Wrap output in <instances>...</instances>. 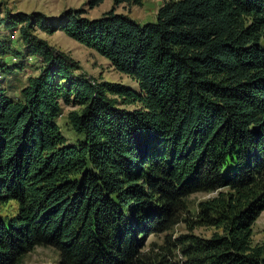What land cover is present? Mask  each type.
I'll use <instances>...</instances> for the list:
<instances>
[{
	"label": "trees",
	"instance_id": "1",
	"mask_svg": "<svg viewBox=\"0 0 264 264\" xmlns=\"http://www.w3.org/2000/svg\"><path fill=\"white\" fill-rule=\"evenodd\" d=\"M123 4L142 0H114L97 19L0 4V31L20 41L0 36V264L36 247L59 264H153L145 236L174 227L202 192L215 196L191 222L214 232L178 237L180 261L155 264H264L252 239L264 211V0H171L142 25L116 13ZM37 31H62L138 91L83 72ZM31 59L37 74L23 81ZM70 103L74 144L57 122Z\"/></svg>",
	"mask_w": 264,
	"mask_h": 264
},
{
	"label": "rangeland",
	"instance_id": "2",
	"mask_svg": "<svg viewBox=\"0 0 264 264\" xmlns=\"http://www.w3.org/2000/svg\"><path fill=\"white\" fill-rule=\"evenodd\" d=\"M171 0H142L141 6H134L129 4H123L115 7L116 13L127 14L139 24L152 23L156 21L155 15L160 6ZM114 0H105L100 6L94 9H88L86 6V0H0V4L3 8L12 10L13 12H24L30 14V12L38 11L45 14L52 19L59 18L62 12L68 8L83 9L85 11V18L97 19L104 15L114 7ZM12 41L14 46L19 47L20 41L18 40V32L11 31V33H5L0 31V36L5 35ZM37 35L42 39L47 40L51 45L57 49L69 54L75 60L79 61L82 71L88 73L95 78L103 81H110L126 85L132 90H137L136 83L127 75H122L116 72L111 66L109 61L101 56H98L93 50L85 48L75 40L66 36L62 31H56L52 34L42 33L37 31ZM7 61H11L6 58ZM30 64L23 67L24 70L20 72V76L23 81L27 76L37 74L38 65L33 59L30 60ZM1 81V80H0ZM127 109L137 108V105H130ZM71 110H78L74 104L62 106V115L58 119V125L61 132L67 140L68 144L76 143L80 138L75 132L69 129L67 125V115ZM215 196V193H197L188 197V211L180 214L177 219V224L172 227L166 233L151 234L145 236V245L141 249L145 255V261H150L155 264L160 261V258L167 259L169 261L179 262L181 254L176 246V239L184 234H193L199 238H209L214 232V229L209 227H197L191 222L194 215L197 213V207L199 202ZM5 208V207H4ZM6 207L4 210H6ZM192 226V229L190 228ZM252 239L254 244L264 243V211L258 216L256 222L253 225ZM20 264H59L58 253L53 248L36 247L32 252L27 253L21 259Z\"/></svg>",
	"mask_w": 264,
	"mask_h": 264
}]
</instances>
